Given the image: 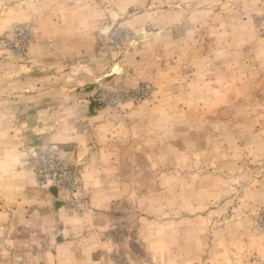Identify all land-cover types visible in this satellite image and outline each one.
Segmentation results:
<instances>
[{
  "label": "rangeland",
  "instance_id": "rangeland-1",
  "mask_svg": "<svg viewBox=\"0 0 264 264\" xmlns=\"http://www.w3.org/2000/svg\"><path fill=\"white\" fill-rule=\"evenodd\" d=\"M0 264H264V0H0Z\"/></svg>",
  "mask_w": 264,
  "mask_h": 264
},
{
  "label": "built area",
  "instance_id": "built-area-1",
  "mask_svg": "<svg viewBox=\"0 0 264 264\" xmlns=\"http://www.w3.org/2000/svg\"><path fill=\"white\" fill-rule=\"evenodd\" d=\"M31 38L30 28L28 26H20L10 32L9 35L5 36L4 43L9 48L17 51H25ZM121 95V93H120ZM104 95L98 96V100L102 101ZM50 169H43L42 176L45 181H51L58 186H64L71 190L72 196L71 201L75 205L78 213L83 211L82 199L78 196L76 191V172L73 168L60 164L56 159V162L50 164Z\"/></svg>",
  "mask_w": 264,
  "mask_h": 264
},
{
  "label": "crops",
  "instance_id": "crops-1",
  "mask_svg": "<svg viewBox=\"0 0 264 264\" xmlns=\"http://www.w3.org/2000/svg\"><path fill=\"white\" fill-rule=\"evenodd\" d=\"M88 124V123H87ZM84 126L75 121V124L67 132L54 134L59 137L58 141L69 142L72 154L88 164V125ZM57 141V140H56Z\"/></svg>",
  "mask_w": 264,
  "mask_h": 264
}]
</instances>
